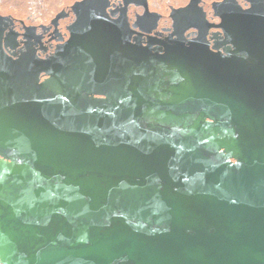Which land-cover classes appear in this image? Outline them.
I'll return each mask as SVG.
<instances>
[{
	"label": "water",
	"instance_id": "1",
	"mask_svg": "<svg viewBox=\"0 0 264 264\" xmlns=\"http://www.w3.org/2000/svg\"><path fill=\"white\" fill-rule=\"evenodd\" d=\"M103 5L44 62L0 15V264H264V7L225 57H156Z\"/></svg>",
	"mask_w": 264,
	"mask_h": 264
},
{
	"label": "flooded vegetation",
	"instance_id": "2",
	"mask_svg": "<svg viewBox=\"0 0 264 264\" xmlns=\"http://www.w3.org/2000/svg\"><path fill=\"white\" fill-rule=\"evenodd\" d=\"M103 2L104 16L111 22L124 24L126 45L131 49L147 50L156 57H164L173 50L185 55L195 49L225 57L235 50L227 28L241 24L240 14L243 18L247 17L254 3L264 7V0H186L179 4L168 3L164 8L161 7V0ZM74 3L62 7L48 20L39 22L31 15L23 17L0 10V15L9 20L2 36L5 52L13 59L25 55L39 62L57 59L58 49L69 39L70 27L77 19L72 9ZM236 57L247 59L244 54H237ZM161 63L158 61L155 64L159 77L171 70L167 61L164 62L165 69L160 66ZM39 78L40 81L47 78L46 73L41 72ZM168 79V76L162 78L164 81ZM180 82L182 79L175 80L176 85ZM170 86L164 85V88ZM92 98L102 97L93 95ZM191 116L196 119L197 113Z\"/></svg>",
	"mask_w": 264,
	"mask_h": 264
},
{
	"label": "rangeland",
	"instance_id": "3",
	"mask_svg": "<svg viewBox=\"0 0 264 264\" xmlns=\"http://www.w3.org/2000/svg\"><path fill=\"white\" fill-rule=\"evenodd\" d=\"M76 0H0V10L11 12L17 16L31 15L36 21L48 20L62 7L74 3ZM161 7L168 3H183L186 0H161Z\"/></svg>",
	"mask_w": 264,
	"mask_h": 264
}]
</instances>
